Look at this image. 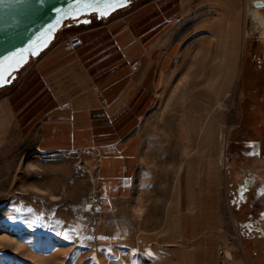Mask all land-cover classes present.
Returning a JSON list of instances; mask_svg holds the SVG:
<instances>
[{
  "label": "crops",
  "instance_id": "1",
  "mask_svg": "<svg viewBox=\"0 0 264 264\" xmlns=\"http://www.w3.org/2000/svg\"><path fill=\"white\" fill-rule=\"evenodd\" d=\"M247 28L246 0H134L110 19L67 22L32 63L53 106L25 140L40 154L95 159L102 208L126 205L158 174L174 183L167 197L178 198L170 222L188 230L211 220L219 231L220 169L217 157L190 152L191 107L213 103L222 114L218 105L240 94ZM73 34L82 45L66 51ZM159 118L165 125L154 124ZM145 128L182 137L152 142ZM219 249L205 264H218Z\"/></svg>",
  "mask_w": 264,
  "mask_h": 264
},
{
  "label": "rangeland",
  "instance_id": "2",
  "mask_svg": "<svg viewBox=\"0 0 264 264\" xmlns=\"http://www.w3.org/2000/svg\"><path fill=\"white\" fill-rule=\"evenodd\" d=\"M247 19L240 94L218 105L222 114L213 103L191 107L190 152L217 157L220 169L219 231H210L211 220L188 230L170 222V204L178 198L167 197L174 183L163 175L151 174L143 192L107 210L100 205L95 159L34 151L25 139L51 108L28 112L38 99L49 100L32 80L33 60L12 86L0 88V264H205L219 248L231 249L235 264H264V37ZM33 83L39 90L31 97ZM199 111L206 115L197 118ZM198 124L201 133H195ZM144 132L159 143L182 137ZM206 238L212 243L201 245Z\"/></svg>",
  "mask_w": 264,
  "mask_h": 264
},
{
  "label": "water",
  "instance_id": "3",
  "mask_svg": "<svg viewBox=\"0 0 264 264\" xmlns=\"http://www.w3.org/2000/svg\"><path fill=\"white\" fill-rule=\"evenodd\" d=\"M70 2L71 0H0V57L10 55L22 48H28L33 45V42H36L33 51L38 53L34 56L29 55L27 62L19 68L11 82L0 87L1 89L12 86L18 78L19 72L55 42L67 22L73 21L69 18L51 34L43 35L45 29L55 23L58 15L57 9H66ZM133 2L134 0H128L125 6L111 12L106 18H97L96 14H91L86 17L89 20L88 23H78L90 25L92 19L99 22L110 19L117 12L130 7ZM257 3H264V0H256L254 5ZM257 8L264 10L262 7ZM83 18L85 17H81V19ZM42 35L43 38L38 41Z\"/></svg>",
  "mask_w": 264,
  "mask_h": 264
},
{
  "label": "snow or ice",
  "instance_id": "4",
  "mask_svg": "<svg viewBox=\"0 0 264 264\" xmlns=\"http://www.w3.org/2000/svg\"><path fill=\"white\" fill-rule=\"evenodd\" d=\"M128 0H71L66 9H57V18L54 24H50L43 35L51 34L60 26L65 20L72 19L74 22L88 23L86 18L91 14H96L97 18H106L111 12L126 5ZM256 7L264 8V3H257ZM81 17H85L81 19ZM39 37L38 41L43 38ZM33 45L28 48H22L18 51L12 52L10 55L0 57V87L11 82L15 77L16 72L26 62L29 55H37L33 51Z\"/></svg>",
  "mask_w": 264,
  "mask_h": 264
},
{
  "label": "built area",
  "instance_id": "5",
  "mask_svg": "<svg viewBox=\"0 0 264 264\" xmlns=\"http://www.w3.org/2000/svg\"><path fill=\"white\" fill-rule=\"evenodd\" d=\"M249 1L247 0V14L249 10ZM256 1V0H255ZM250 16V15H249ZM176 22H180V19H177ZM82 45V39L78 34L70 35L64 42V49L66 51H75ZM230 246H233V243L230 242ZM218 264H235V259L231 249L223 248L219 252V261Z\"/></svg>",
  "mask_w": 264,
  "mask_h": 264
},
{
  "label": "trees",
  "instance_id": "6",
  "mask_svg": "<svg viewBox=\"0 0 264 264\" xmlns=\"http://www.w3.org/2000/svg\"><path fill=\"white\" fill-rule=\"evenodd\" d=\"M32 80H34L35 83H38L37 85L41 86V88L43 89L44 93L46 94V97H48L49 100H48L47 103H43V100H42V99H41V100L38 99L35 103H33V107H31V108L28 110V112H30V111H34V110H40V111H43V112L48 111V110L53 106V101H52V98H51L49 92L46 90L44 84L41 82V80H40L36 75H34V76L32 77ZM30 82H31V81H30ZM29 84H30V83L28 82V84H26V86L29 87ZM31 85H32V84H31ZM31 85H30V86H31ZM33 86H34V83H33V85H32V89H29V90H28L29 94L32 93V94H31V97H34V96L38 93V90H39V89H37V88H34ZM29 97H30V96H29ZM30 102H32V101H30ZM28 112H27L26 114H28ZM22 120H23V118H22ZM27 122H28V121H27ZM27 122H26V123H27ZM31 124H32V121H29V123H28V124H25L24 127H27V128H28V126H30Z\"/></svg>",
  "mask_w": 264,
  "mask_h": 264
},
{
  "label": "bare ground",
  "instance_id": "7",
  "mask_svg": "<svg viewBox=\"0 0 264 264\" xmlns=\"http://www.w3.org/2000/svg\"><path fill=\"white\" fill-rule=\"evenodd\" d=\"M254 3L255 0L249 1V10H248V13L252 19L253 30L254 33H259L264 37V10L255 7Z\"/></svg>",
  "mask_w": 264,
  "mask_h": 264
}]
</instances>
